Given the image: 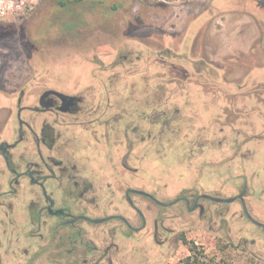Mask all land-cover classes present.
<instances>
[{
	"label": "rangeland",
	"instance_id": "rangeland-1",
	"mask_svg": "<svg viewBox=\"0 0 264 264\" xmlns=\"http://www.w3.org/2000/svg\"><path fill=\"white\" fill-rule=\"evenodd\" d=\"M231 40H249L250 49L233 51ZM110 79L111 87L104 89ZM46 90L86 101L139 102L132 111L137 106L142 114L140 144L130 159L138 170L107 167L106 215H123L140 227L125 200L127 188L155 193L168 204L193 192L188 189L199 165L212 160L218 180L230 176L213 195L245 196L249 214L264 225V0H0V143L18 140L20 119L34 112ZM179 97L191 100L187 112L193 119H180L172 114L175 105L168 110L163 104ZM198 98L209 105H194ZM128 103L124 112L131 111ZM152 116L164 118L165 125H152ZM147 126L154 142L149 139L145 147L141 136ZM199 132L212 141L196 151L192 135ZM24 149L25 162L36 161L28 139L11 152L18 172L25 170L19 159ZM12 179L0 157V194L15 192L0 199V247L24 245L32 253L20 258L24 250L14 248L11 259L36 264L37 190L24 177L10 187ZM131 198L148 219L145 231H130L120 220L86 228L85 242L108 250L101 264H264V229L250 222L240 201L213 203L199 217L184 203L163 210L142 196ZM155 221L159 230L153 238ZM78 252L76 245L75 264L83 259ZM97 258L90 254L87 264H98Z\"/></svg>",
	"mask_w": 264,
	"mask_h": 264
},
{
	"label": "flooded vegetation",
	"instance_id": "flooded-vegetation-1",
	"mask_svg": "<svg viewBox=\"0 0 264 264\" xmlns=\"http://www.w3.org/2000/svg\"><path fill=\"white\" fill-rule=\"evenodd\" d=\"M111 82V79L106 84L104 82V89L110 88ZM127 101L131 106L130 112H124L123 105L127 104ZM204 101L203 98L194 99L193 104L200 107L207 105L208 103ZM163 102L164 105H168V110H171L172 106L175 105L172 114H177L180 119L187 117L193 119V114L187 112L188 106L192 103L190 99L185 97L168 98L164 99ZM84 104L89 108L83 109ZM136 104H139L137 99L135 101L126 98L92 97L86 101L83 96H73L59 90H46L40 95L34 112L30 113L28 118L20 119L18 140L14 144L0 143V157L13 175L10 187H13L14 183L18 182L21 177H24L37 190L34 200L37 211L34 221L37 232L34 252L36 264H42L47 259L49 260L48 264H75L76 245H79V257L83 258L78 260V263L87 264L88 256L93 253L98 254L97 263L101 264L105 261L108 250L104 249L101 252L98 246L91 247L88 245L84 235L86 228L105 226L112 220H120L130 231L138 233L145 231L149 224L148 219L138 205L134 203L131 198L132 195L142 196L153 204L162 207L163 210H169L179 203H184L187 212L198 214L199 217L206 214L207 206L220 203L215 202L212 198L226 200L221 204H232L240 201L243 212L248 218L246 211L248 213L249 211L245 196L237 195L226 199L213 195L215 191H218V185L230 183V176L225 179L221 176V179L218 180V176H220L217 171L218 165L212 160L205 163L204 167L202 164L199 165L200 169L196 172L195 183L188 189L193 192L189 195L184 192L168 204L162 202L155 193L137 188H127L124 192L125 200L139 216L142 222L140 227H133L128 221L129 226L120 218L124 217L123 215H106L107 209L102 200L107 195V189L103 186L107 167H121L126 171H132V173H136L138 170L131 165V160L135 157L133 153L137 152L140 144L138 120L142 114L137 112V106L132 111V106ZM144 104L153 105L149 100H146ZM189 111L192 112L190 109ZM154 114L151 113V115ZM164 114L166 115V112L159 115ZM147 118H151L148 113H146ZM155 120L152 116V121H150L152 125H165L163 123L164 118L156 120L157 122ZM142 128L147 132L141 136V142L145 141L144 146L147 147L150 145L149 142L152 141L153 136L148 126ZM28 133L29 138L26 136ZM186 134L182 137H186ZM192 136L196 137L194 141L196 143L193 144L194 148H192L196 151L205 150L212 141V137L207 139L206 135L204 136L200 132ZM203 138H206L205 141ZM28 139L34 144L36 161L25 162L26 149H24L19 159L21 158L20 162L26 165L25 170L18 172L13 165L11 152L17 149L19 145H27ZM157 140L159 141V139ZM151 180L154 181L155 178L152 176ZM139 191L148 195L138 193ZM14 193V190L4 192L0 194V199L12 196ZM232 199L234 201L230 202ZM139 211L142 212L145 220ZM49 218L52 219L51 224H47ZM106 218L110 219L100 224L95 223L97 220ZM250 222L252 221L250 220ZM252 224L257 225L253 222ZM153 228L152 236L155 238L159 230L158 221H155ZM261 228L264 229V227ZM45 229L47 234H45ZM64 231L67 232L66 235H63ZM192 231L194 230L192 229ZM167 232L170 233L169 230Z\"/></svg>",
	"mask_w": 264,
	"mask_h": 264
},
{
	"label": "crops",
	"instance_id": "crops-1",
	"mask_svg": "<svg viewBox=\"0 0 264 264\" xmlns=\"http://www.w3.org/2000/svg\"><path fill=\"white\" fill-rule=\"evenodd\" d=\"M232 41V40H231ZM231 49L233 48V51L236 49H240L242 51H246L248 49H250V45H249V40H242L241 42L237 43L236 41H232V44H231ZM227 53H230L229 51H226ZM233 53V52H232ZM20 218V217H19ZM16 248L17 250H24L22 254H20V258H22V256H25L28 257L32 252L30 251V249L28 248H25L24 245H21V244H8L4 250L0 247L1 250L3 251H0V264H22L21 262V259L19 260L20 262H16L14 261V258L13 260L11 259L12 256H14V252H13V249ZM16 262V263H15ZM24 263V262H23Z\"/></svg>",
	"mask_w": 264,
	"mask_h": 264
},
{
	"label": "water",
	"instance_id": "water-1",
	"mask_svg": "<svg viewBox=\"0 0 264 264\" xmlns=\"http://www.w3.org/2000/svg\"><path fill=\"white\" fill-rule=\"evenodd\" d=\"M138 193H142V194H144V195H148L147 193H145V192H138ZM215 202H220V203H223V202H226V200H223V199H219V198H212ZM243 199V198H242ZM244 200V199H243ZM234 201V199H232V200H230V202H233ZM134 206V205H133ZM245 210H246V207H245ZM139 213L143 216V218H144V220H145V217H144V215L142 214V212L141 211H139ZM246 213H247V216H248V218L253 222V223H255V224H257L258 226H260V227H264V225L263 224H261V223H259V222H257L256 220H254V218L246 211ZM122 220H124V222H126L129 226H130V224H129V222H128V220L125 218V217H120ZM108 219H110V218H106V219H101V220H97V221H95V223L96 224H100V223H103V222H105V221H107ZM146 222V221H145ZM146 224V223H145Z\"/></svg>",
	"mask_w": 264,
	"mask_h": 264
},
{
	"label": "trees",
	"instance_id": "trees-1",
	"mask_svg": "<svg viewBox=\"0 0 264 264\" xmlns=\"http://www.w3.org/2000/svg\"><path fill=\"white\" fill-rule=\"evenodd\" d=\"M160 1L174 2V1H187V0H160ZM190 249H191L192 252L196 251V247L195 246H192ZM190 261L191 260L189 259L188 262H190Z\"/></svg>",
	"mask_w": 264,
	"mask_h": 264
}]
</instances>
